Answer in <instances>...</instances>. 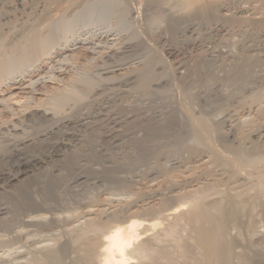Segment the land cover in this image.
<instances>
[{"label": "rangeland", "instance_id": "obj_1", "mask_svg": "<svg viewBox=\"0 0 264 264\" xmlns=\"http://www.w3.org/2000/svg\"><path fill=\"white\" fill-rule=\"evenodd\" d=\"M0 1H1L0 2V52H1L0 53V64L2 67H4L6 65L9 68V69H6V67L3 68V70L8 71L7 72L8 74L5 73L6 71L3 72L5 74H2L3 78H5V80L7 81L6 82L2 78V81H3L2 87L4 89H7V91H9V89L11 87H15V89H14L15 91L10 92L9 94L8 93L5 94V96H4L5 98L3 97L5 100L2 98V100H4V101H2L0 99V102H1L0 103V116H1L0 122L1 121L3 122V120H4V123H6V122L10 123L9 122L10 119L12 120V118L14 116H15L14 117L15 119L20 118V120H19L20 122H18L20 125L17 124V125H19L17 127L21 128V126H25V127L21 128V130H23L22 131L23 135L25 134L26 135V136L24 135L25 137H28V138L31 137V139L34 136L33 139L38 142L37 143V142L33 141V139H32V141L34 143L33 145H35V146L33 147V145H31L32 148L30 146L27 147L26 152L32 153V152H34L33 150H35L36 152H40V151L43 152V150H44V152H47L46 150L49 151L50 149H52L54 144H59V143L63 142L70 149L73 148V150H77V148H79V150H77V151L81 152L80 153L81 154V156H80L81 161H84V162L88 161V163L94 162V164H95V162H97L96 164H98V163L101 164L100 162H103V160H105V162H106V160H108V158L114 157V159H115L116 156H117L116 158H119L122 154H124V155L126 154V156L129 159H131L132 163L130 160L126 159V163L122 167L125 168L127 166L126 167L127 170H126V168L125 169L124 168L122 169V167L119 168L120 174L122 176H126V174H127V176L131 177L132 179L134 177L135 180L143 179L142 177H146V179L147 178L152 179V177H154L155 179L153 178L154 180L152 179V182H151V180H150V182L152 184L154 183L153 185H156L157 182L159 183L158 180H160V182L162 181V179H159L160 178L159 175L161 174L162 170L164 169L163 167L169 168L168 170H170V168L173 167V169L175 168V170L177 168L178 172H177V174H174L175 176H173V175L170 176L171 180L168 179L170 181L165 184L166 186L171 187L172 186L171 181L175 180V181H173L174 183H172V184H176L178 187L177 189L180 192H182V191L183 192H188V191L191 192L194 190L200 191L205 186H207V184H209V185L212 184V186H213L212 189H214V191H213L214 194L212 195V197L213 196L215 198H216V196L219 197L221 195V194H219L220 191H223V190L225 191V192L223 191L224 196L222 193V195L218 199H221V197H222V199H224L226 196L228 197V195L233 196V197L234 196H238V197L240 196L239 198L243 197L244 199H246V197L248 198L249 196L254 194L253 192L256 193V191H255L256 187L255 186H257L256 185L257 183L256 184H254V183H255V181H257L258 178H260V180L262 181L261 187L263 188V186H264L263 185V183H264L263 182L264 181V162H263L264 159H262V158L264 157V151H263L264 150V72H263L264 71V55H263L264 54V38H263L264 37V26H263V28L261 27L259 29L254 28L253 27L254 25H253V23H251L252 21L250 19L257 18L258 16L264 15V8H263L264 6H260V8H258V7H255L258 5V3L256 4V2L254 3V2H248V1H244L245 3L242 1L241 3H239V4L236 3L235 5H234V3H231V6H230L228 11H223L222 13H220V15L218 14V16L215 17L214 19L210 18V20H209V18L198 16L195 13L196 12L195 9L192 8L191 10H192V13H194V15L189 14L191 12V10L189 9L190 11L189 10H187V11L189 12L188 16H190V17H188L186 19L178 20L175 23H173L171 20L172 19L171 17H174L173 15H171V14H173L172 11L168 10V8L165 10V7L163 9L162 4H161L162 6L160 4H159L160 6L154 5V4L152 5V3L150 5V3H147V2L144 3L145 2L144 0H143V2H142V0H138V1L137 0H121V1H126V3H127L125 5L124 9L122 10V13L119 12V10L121 11V9H122V8L119 9L120 8L119 4L117 6H113L115 4L110 3V0H108V2L110 4L108 2H106V0H100V1L97 0L98 2L96 0H77V1L76 0H68V1L67 0H59V1L58 0H0ZM222 1H224V0H222ZM229 1L230 0H227L226 2L225 1L224 2L227 3ZM91 3H92V6H90ZM94 3H95V5H94ZM5 4H6V6H5ZM20 5H22V6H20ZM227 5L228 4H226V6ZM74 8H75V10H74ZM241 8H242V10H241ZM115 12H117V13H115ZM153 13L154 14L164 13V16L166 15L168 17L166 18V16H165V18H164V16H163V18L165 20L162 18L163 20H161L158 24H155L152 28H147L148 25H147V21H145V19L147 20L149 15H151ZM222 14H224V15H222ZM226 15H228V16H226ZM56 16H58L57 18L60 19V22L58 21ZM193 16H195V17H193ZM232 16H234L236 18L234 21H231L229 19ZM63 20H64V22H62ZM51 21H52V23H51ZM54 22H56V23H54ZM61 22L63 24L65 23V28H63L64 25ZM231 22H232V24H231ZM60 25H62V27ZM176 25H177V27H176ZM42 28H44V29H42ZM48 29L51 30L52 34L54 33L53 36L51 35V32H49V34L51 36L48 34V31H50ZM147 29L152 30V32H150V30H149V32L151 34L147 31ZM31 30H32V32H31ZM63 30L65 32L67 31L68 33L67 32L65 33ZM33 31L36 33H34ZM104 31H106V33ZM37 32L40 34L47 33V35L49 36L48 38H50L49 43L51 44L53 42V44L52 45L48 44L50 46L47 45L48 46L47 50L41 54V55H44L45 57L44 56L42 57L41 55L38 56L39 54L36 55V56L40 57L39 60L37 58V62H36L35 61L36 57L34 56L35 58L34 57L33 58L35 60H33V58L28 56L29 53H26V48H24V47H27L30 44L29 42L32 40L33 37H35L37 35ZM108 32L111 35H109ZM146 32L149 35H147ZM250 33H252V34H250ZM63 34H65V35H63ZM231 34H232V36H231ZM108 35L110 38H112V37H116L118 39L120 38L119 42L117 41V45H115L113 47H118L117 49L121 48V49L125 50L124 47H128V45H130L132 47V48L130 47L132 50L128 48L125 51H123L121 49H119V51H118L116 49V51H117V53H115L116 55L112 54L113 56L111 55V57L108 58L106 55H107V53L109 54L110 49L107 47L108 45L105 44V40H106L105 38H107ZM52 37L55 39H52ZM135 37H137V38L135 39ZM200 38H201V40H200ZM28 40H30V41H28ZM121 44L124 46H122ZM126 44H128V45H126ZM102 45H106V46H102ZM215 45H217V46H215ZM51 46L53 47V50L51 49L52 48ZM78 46H80V48L83 46V48H81L80 52L78 51L79 53H75V52L74 53L77 55L79 54L80 56L79 55L77 56L73 52H71V50L75 49V47H78ZM95 46H96V48H95ZM109 46H111V45H109ZM103 47H105V48H103ZM220 47H221V49H220ZM29 48L30 47L28 46L27 52H29ZM49 48L51 49V51L48 50ZM84 49H89V51L86 52ZM90 49L95 54H93V52ZM15 50L21 52L23 55H24V53H26L27 56L25 55L24 59H23V55H21V53H19V52H16ZM83 50H84V53H83ZM46 52L48 53L49 56L47 55ZM99 52H101V53H99ZM12 53H14V54H12ZM85 53H88V54L85 55ZM102 53H104L106 55H101ZM249 53H250V55H249ZM10 54H12V55H10ZM15 54H16V56H15ZM74 56H77V57H74ZM239 56L241 59H238ZM25 57L26 58L28 57L27 61L28 60L29 61L31 60V61L25 63L26 62ZM242 57H244V58L249 57V59L255 58V60L254 59L253 60L256 62H254L251 59V62H253V63L251 64L252 70L250 69L251 70L250 71V73H251L250 77L247 80H237L236 82H235V80L232 81L225 75L229 74V71H230L229 69H231V67L234 65L235 62L237 63V62H239V60L241 61ZM1 58H3V59L5 58L4 61H2L3 59H1ZM6 58L9 60H7ZM115 58H117V60ZM18 59H19V61H22V64L17 66V63L19 61H16V60H18ZM89 59H91V60H89ZM256 59L260 60V61H257ZM32 60H33V64H32ZM53 60H54V62H53ZM100 60H102V61H100ZM198 60L199 61L201 60L202 61V62L200 61L201 65H204V66H201L202 68L195 73H193V72L189 73L190 70L188 71L187 69L193 68L197 63H199ZM235 60H238V61H235ZM1 61L4 64L1 63ZM5 61L8 65L5 64ZM91 61H94V62H91ZM123 62L125 65L123 64ZM230 62H232V63H230ZM104 63L107 64L108 66H112V63H113V65H116L117 63H119L118 66L120 65L121 68L123 67V69H122L123 71H121V72L125 73V75L123 74L122 77L120 75V78L118 77L119 79L114 80L115 85L113 84V82L112 83H110V82L106 83V82H102V81L100 82L99 81L98 82L99 84L96 83V86H98L97 87L98 89L96 87H93L94 90H92V92L89 90V93L91 92L90 93L91 97L96 92L98 94L96 93V95H94L95 97L91 98L90 95L88 94L87 90H85L83 88V86H79V85H81V83L78 84L77 82H79L78 80H80V79L86 80V78L88 77L87 78L88 82L91 80L90 82H92V83L94 82L92 85L95 86V80L97 79L96 77H98V75L100 73L99 70L101 71V69H99V68L101 67V65L104 67V65H105ZM84 64H87V65H84ZM142 64H143V66H142ZM230 64L231 65L233 64V65L230 66ZM11 65H13V66H11ZM107 65H106V67H108ZM133 65H135V66H133ZM138 65L140 68L138 67ZM184 65H185V67H184ZM82 66H83V68H81ZM228 66H230V67H228ZM20 67H24V68H20ZM126 68H128L129 70H132L133 74L131 73L132 75H130V76L128 75L129 73L126 74L127 71L130 72ZM185 68H186V70H185ZM254 68H256V69H254ZM26 69H27V71H26ZM34 69H36V70H34ZM46 69H49L50 71L46 70ZM54 69H55V71H54ZM144 69H146V70H144ZM45 70L49 74L46 73ZM134 70H137V71L139 70V71L136 72ZM18 71H19V73H18ZM66 71H67V73H65ZM9 72H11V73H9ZM78 72H80V73H78ZM134 72H136V73H134ZM21 73H22V75H21ZM6 74L9 75V78H7L8 76L5 77ZM75 74H77L79 78H77V75H75ZM83 74L86 76V78L84 77ZM96 74H98V75H96ZM139 74H141V76ZM81 75H83V76H81ZM146 75H147V77H146ZM184 75H185V78H184ZM37 76H38V78H37ZM50 76L52 77V79ZM131 76H132V78H131ZM74 77H76L77 79L75 78L76 81L72 80L73 82L75 81V83H72L71 79H74ZM127 77H128V79H127ZM225 77H227V78H225ZM130 79H132V80L135 79L136 81L135 80L130 81ZM30 80L32 82H30ZM92 80H94V81H92ZM197 80H199V81H197ZM33 81H35V82H33ZM28 82H29V84H27ZM68 82H70L71 89H70V85ZM57 83H58V85H57ZM46 84H47V86H46ZM73 84H74L73 88H75V89L77 88L76 90L81 88L80 89L81 92L85 90L86 93L83 92L84 96L87 95L89 97L88 98L86 96L87 97L86 98L83 96L84 101L77 100V102H81V103L83 102L82 104L78 103V106H77L76 100L73 101V99L69 98L70 95H68L69 97L65 96L66 98H64V97H60L61 94H59L60 92L63 93L64 89L66 91L67 87H69L67 89L72 90ZM142 84H144V85H142ZM121 85H123V86H121ZM55 86H57V87L55 88ZM8 87H10V88H8ZM41 87L42 88L44 87V88L42 89ZM50 87L54 91H51ZM110 87H111V89H109ZM113 87H115L114 90H113ZM46 88H47V90H46ZM126 89H127V91H126ZM110 90H112V91H110ZM119 90L122 92H120ZM45 91H47V92H45ZM55 91H57V93L59 94L58 96H55V95H57V93ZM65 91H64V93H66ZM98 91H100L101 94ZM114 91H115V93H114ZM102 92H106L107 94L102 93ZM195 92H197V93H195ZM83 93H82V95H83ZM120 93H122V94H120ZM29 94H30V97H29ZM50 94L52 97H50ZM190 94L193 96L191 97ZM98 95H99V98H98ZM253 95H255V97H253ZM11 96H12V99H11ZM54 96H55V98L60 97L61 99L60 98L55 99ZM37 98H39V99H37ZM44 98L47 101H44ZM48 98H51L52 105L54 104L52 98H54V101L56 100V102L60 99L61 101L60 100L59 101H60V103H62V99H64V102L68 103L69 101H71V103L74 102V104H76V105H74L72 103L73 105H71L72 106L71 107L70 102H69L70 104L69 103L64 104V102H63L61 105L59 103L60 107L61 106L65 107L64 109L61 107L63 110L62 109H60V110H62V111L65 110V113L67 110L68 111L65 114L64 112H61L60 110H58V112H61V114L62 113L63 114L61 116L53 114L55 119L52 118V121L46 120V119H45L46 121H44V118L42 116L37 115L35 117L32 116L33 117L32 118L30 115H28V114H30V112H33V109L37 106L38 102H39V104L42 103V104H40L41 105L40 109L45 107L44 109H46L47 111L51 110L52 105L50 103V99H48ZM258 98H259V100H258ZM10 99H11V101H9ZM28 99H29V101H28ZM88 99H90L89 102H88ZM15 100H17V101H15ZM91 100H93V101H91ZM25 101H26V103H25ZM90 101H91V103H90ZM3 102L5 104L7 103V105H4ZM43 102H45V103L48 102L47 103L48 106L50 103V106H49L50 109H49V107H46L47 104L43 105L44 104ZM39 104L37 107H39ZM28 105L30 107H28ZM33 106H34V108L32 109L31 107H33ZM16 108L18 110H16ZM44 109H42V110H44ZM1 110H2V112H1ZM24 111H27L28 113L27 112L23 113ZM51 111H49V113L52 114ZM53 113L56 114L57 112L54 110ZM58 114H60V113H58ZM22 115L23 116L25 115V116L23 117ZM1 118H3V120ZM24 118H26V119H24ZM56 118L58 121L56 120ZM60 118H61V120H60ZM62 118H64V119H62ZM66 118L68 119L67 121H66ZM194 118H199V119L203 118V120L207 119L209 121L208 123L211 122V127L214 126L215 128L213 127L212 129H210V131L206 132V134H200L201 131L199 133H197V131H196L197 129H195V126H193L194 122H192L194 120ZM31 119H33V120H31ZM34 120H36V121H34ZM55 120H56V122H55ZM185 120H186V122H185ZM36 122H38V123H36ZM31 123H33V124L31 125ZM27 124H28V126H27ZM52 124H54V125H52ZM34 126H35V128H34ZM47 126H48V128H47ZM26 127H27V129H26ZM32 128L35 130H32ZM36 132H38V133H36ZM202 133H205V132H202ZM192 134L193 135L200 134V136H199L200 137V144H197L199 146H197V145L196 146L200 150L199 152H201V154L198 152L197 147H195L191 143V141H189V140H191V138L193 136ZM203 135H205V136H203ZM40 138H41V140H40ZM44 138H45V140H42ZM132 139H134V140L132 141ZM139 141L142 143V144L140 143L141 146H139L140 144L138 145ZM135 142H138V143L136 144ZM0 143H4L3 140H1V137H0ZM190 143H191V145H190ZM146 144H148V145H146ZM2 146H0L1 147L0 148V150H1L0 151V170L2 168H3L2 170H8V169L12 170V169L16 168V165L18 164L17 161H19L20 156L17 157L15 155H13V152L11 151L13 149H10L8 146L5 148H4V146L2 148ZM138 146L140 149L138 148ZM186 146H189V147H186ZM192 146L194 147L195 150H193L194 151L193 154L192 153L190 154L189 151L193 149ZM58 147L60 148V150L64 151V147H61V146H58ZM90 147H91V149L89 150ZM237 148H240L239 153H237L238 151H234ZM80 149H83V150H80ZM159 149H160V151H159ZM181 149H183V150H181ZM212 149H213V151H214V149L219 150V152L221 150V152L225 156V159H227L228 162H222V160L219 161V159H218V161L212 160L210 158L211 154L213 153ZM37 150H39V151H37ZM256 150H258V151H256ZM82 151H83V153H82ZM92 151H93V153H97V156L93 155V154L91 155ZM112 151H114V152H112ZM123 151H124V153H123ZM242 151H243V153L244 152L245 153L243 154ZM232 152H233V154H232ZM132 153H133V155H132ZM136 153L137 154L139 153L140 155L141 154L142 155L140 156L139 154L137 155ZM197 153H199V154H197ZM98 154L100 155V157H106L107 159L106 158L105 159L104 158H102V159L97 158ZM101 154H103V155L101 156ZM83 155H85V156H83ZM110 155H112V156H110ZM128 155L132 156V158L129 157ZM232 155H234V158ZM245 155L247 158L252 157L254 159V157H255V160H257V162H255V160H253V162H255L256 164L251 163L252 168H251V165H246L247 163L246 164L244 163L245 160L242 161V157H245ZM240 156H241V158H240ZM94 157H95V159L97 158L96 159L97 161H95ZM133 157H134V159L135 158L136 159L134 160ZM236 157H237V162L234 161V159H236ZM260 157H262V158H260ZM9 159H10V161H9ZM238 160L242 161V164H244L243 166H245V165L246 166L243 167L240 164L241 162ZM163 161L165 162V164ZM134 162H137V163H134ZM159 162L161 165L159 164ZM214 162H215V164H214ZM127 163H129V166L126 165ZM157 163H158V165H157ZM167 163H168V165H167ZM226 163H227V165H226ZM229 163H231V164H229ZM236 163L240 164L241 168L238 165H236ZM227 166H228V168H227ZM248 166H250V167H248ZM128 167H130V168H128ZM215 167H217V168H215ZM242 167L245 168V170H243ZM246 167H248V168H246ZM173 169H171V170H173ZM133 173H134V175H133ZM189 173H191L190 174L191 176L189 175ZM214 173H215V175H213ZM140 174H142L143 176H141ZM132 175H133V177H132ZM158 176H159V178H158ZM161 176H162V174H161ZM181 176H185V177H181ZM215 177H218V178H215ZM162 178H163V176H162ZM156 179H158V180H156ZM185 181H186V183H185ZM214 182H217V183H214ZM169 183H170V185H169ZM180 183L182 185H180ZM204 183H205V185H203ZM218 184H220V185H218ZM2 185H3V182H0V186H2ZM245 186L246 187L248 186V188H246ZM249 186L253 187V189H255V190H253ZM229 187H231V188H229ZM189 188H190V190H189ZM215 189H216L217 193H216ZM249 189H251V190H249ZM262 190H264V188ZM226 191H227V195L225 194ZM3 192H4V190L1 189L0 190V197H1V195L3 196V194H4ZM228 192H229V194H228ZM237 193L239 195H237ZM260 193H261V195H260ZM260 193H258L257 197H255L254 201L252 202L254 204L250 203V205L248 204V206H247L249 208L246 207L245 214H248V215L243 214L244 219H240L239 217H237V218L231 217L229 220V223H231L233 221L232 225L231 224L229 225V223L227 225L228 233H229V236L231 234L230 237L232 238V240L234 238L233 235L235 236V234H237V230H238V233H240V230H241L240 234L242 235V237L243 236L245 237L244 238L245 242H244V240H243V242L242 241L240 242V244L242 243L243 245L241 244V245L236 246L235 245V244H237V242H235L236 240H233L234 242L232 241L234 243V244H232L234 246L232 250L234 251V248H235L234 252H236V250L238 253H239V251L245 252L246 249L249 250L250 246L252 247L251 249H254V248L259 249L260 246L262 247L264 244V191H261ZM244 195H245V197H244ZM3 198L4 197L0 198V201H1L0 206L5 205V202H2V201H5L4 200L5 198L4 199ZM243 198H241V199H243ZM2 203H4V205H1ZM254 210L256 213L254 212ZM248 211H250V213ZM3 216L5 218V215H3ZM3 216H0L1 220H5V219H2ZM250 220H251V223H250ZM238 221H239V223H238ZM248 221L251 224V226L253 227L252 230H254L252 232L253 238H252L251 244L248 243V241H246L247 240L246 238L248 236L246 224ZM3 222L4 221H1V223H0V235H2L3 239H4L6 236L8 237L7 233H9V231L3 230V229H6V227H7L6 223H3ZM2 225H4L5 228H4V226L2 227ZM233 225H234V227H233ZM239 225H240V227H239ZM235 226L237 227V229H235L236 228ZM5 232H6V234H5ZM246 232H247V234H246L247 236H245ZM260 232H261V234H260ZM258 234H259V236H258ZM1 237H0V239L3 241V239ZM7 237L5 239H7ZM1 240H0V246L2 245L1 246L2 248L0 247V264H13V263H15V261H17L18 257H17V259H15L14 262H12V260L10 261V259H9L10 257H8V250H7L6 246L8 247V249L10 247L8 246V244H5L7 242V240L3 241V242L6 241L5 243L1 242ZM253 243L256 245V247H254L255 245H253ZM248 246H249V248H248ZM22 249L23 248H19V250H21L20 256H22L23 253L26 252L25 248L23 249L24 251ZM251 249H250V251H248V250L247 251L252 256L254 253L251 252V251H253ZM258 249H256L257 255H255L256 253L253 255V259H252L253 262L251 261L252 264H264V248L263 249L260 248L259 252H258ZM2 250H3V252H2ZM242 250H245V251H242ZM251 253H253V254H251ZM25 255H26V253H24L23 256H25ZM254 256L255 257L258 256V257L254 258ZM22 260H23V258H22Z\"/></svg>", "mask_w": 264, "mask_h": 264}, {"label": "bare ground", "instance_id": "obj_2", "mask_svg": "<svg viewBox=\"0 0 264 264\" xmlns=\"http://www.w3.org/2000/svg\"><path fill=\"white\" fill-rule=\"evenodd\" d=\"M59 1V0H58ZM68 1V0H67ZM77 1V0H76ZM75 1V2H76ZM97 1V0H96ZM100 1V0H99ZM138 1V0H137ZM144 3H152V5H163V9L165 7V10L168 8V10L172 11L174 17H171L172 22L175 23L178 20L181 19H186L190 16H188V11L191 10L192 8L195 9V13L198 16L201 17H206L214 19L215 17L220 15L223 11H228L231 3H241L242 1H248V2H256L258 3L257 6L260 8V6H264V0H230L229 2L225 3L227 0H144ZM1 2V1H0ZM70 2V1H69ZM92 2V1H91ZM98 2V1H97ZM103 2V1H102ZM108 2V0H106ZM140 2V1H139ZM143 2V0H142ZM224 2V3H223ZM13 3V2H12ZM61 3V2H60ZM109 3V2H108ZM110 3H113L117 6L119 4L121 11L119 12L122 13V10L124 9L125 5L127 4L126 1H121V0H110ZM109 3V4H110ZM143 3V4H144ZM245 3V2H244ZM67 4V3H66ZM75 4V3H74ZM107 4V3H106ZM140 4V3H139ZM225 4V5H224ZM226 4H228L226 6ZM249 4V3H248ZM10 5V4H9ZM95 5V3H94ZM97 5V4H96ZM105 5V4H104ZM159 5V6H160ZM161 5V6H162ZM6 6V4H5ZM22 6V5H20ZM62 6V5H61ZM66 6V5H65ZM92 6V3L91 5ZM108 6V5H107ZM110 6V5H109ZM142 6V5H141ZM34 7V6H33ZM234 7V6H233ZM237 7V6H236ZM241 7V6H240ZM239 7V8H240ZM80 8V7H79ZM118 8V7H117ZM245 8V7H244ZM247 8V7H246ZM264 8V7H263ZM86 9V8H85ZM104 9V8H103ZM257 9V8H256ZM49 10V9H48ZM59 10V9H58ZM61 10V9H60ZM66 10V9H65ZM68 10V9H67ZM75 10V8H74ZM153 10V9H152ZM189 10V11H190ZM242 10V8H241ZM250 10V9H249ZM12 11V10H11ZM72 11V10H71ZM118 11V10H117ZM53 12V11H52ZM78 12V11H77ZM233 12V11H232ZM241 12V11H240ZM248 12V11H247ZM5 13V12H4ZM117 13V12H115ZM263 13V12H262ZM57 14V13H56ZM70 14V13H69ZM75 14V13H74ZM73 14V15H74ZM82 14V13H81ZM189 14H193L192 10ZM26 15V14H25ZM79 15V14H78ZM77 15V16H78ZM149 15V14H148ZM169 15V14H168ZM224 15V14H222ZM82 16V15H81ZM113 16V15H112ZM164 13L161 14H151L149 15L147 21V28H152L155 24H158L163 18ZM228 16V15H226ZM241 16V15H240ZM239 16V17H240ZM55 17V16H54ZM58 16H56L57 18ZM68 17V16H67ZM66 17V18H67ZM75 17V16H74ZM168 16H166L167 18ZM192 17V16H191ZM195 17V16H193ZM256 17V16H255ZM259 17V18H258ZM257 18H252L250 19L253 23L254 28H263L264 26V15L258 16ZM35 18V17H34ZM69 18V17H68ZM79 18V17H78ZM82 18V17H81ZM163 18V19H162ZM198 18V17H197ZM58 19V18H57ZM64 19V18H63ZM71 19V18H70ZM77 19V18H76ZM169 19V18H168ZM167 19V20H168ZM191 19V18H190ZM196 19V18H195ZM203 19V18H202ZM217 19V18H216ZM231 21H234L236 18L232 16L229 18ZM56 20V19H55ZM54 20V21H55ZM69 20V19H68ZM165 20V19H164ZM204 20V19H203ZM202 20V21H203ZM224 20V19H223ZM243 20V19H242ZM6 21V20H5ZM4 21V22H5ZM60 22V19H58ZM78 21V20H77ZM214 21V20H213ZM222 21V20H221ZM64 22V20L62 21ZM61 22V23H62ZM67 22V21H66ZM185 22V21H184ZM250 22V21H249ZM52 23V21H51ZM56 23V22H54ZM146 23V22H145ZM170 23V22H169ZM172 23V24H173ZM60 24V23H59ZM63 24V23H62ZM198 24V23H197ZM232 24V22H231ZM42 25V24H41ZM65 28V23L63 24ZM58 26V25H57ZM62 27V25H60ZM71 26V25H70ZM69 26V27H70ZM146 26V25H145ZM184 26V25H183ZM45 27V26H44ZM48 27V26H47ZM60 27V28H61ZM165 27V26H164ZM174 27V26H173ZM177 27V25H176ZM162 28V27H161ZM44 29V28H42ZM67 29V28H66ZM155 29V28H154ZM50 30V29H48ZM60 30V29H59ZM145 30V29H144ZM150 30V29H149ZM147 29V31L149 32ZM37 31V30H36ZM44 31V30H43ZM64 31V30H63ZM69 31V30H68ZM108 31V30H107ZM146 31V30H145ZM240 31V30H239ZM246 31V30H245ZM32 32V30H31ZM34 32V31H33ZM50 31H48L49 34ZM65 32V31H64ZM67 32V31H66ZM65 32V33H66ZM102 32V31H101ZM106 33V31H104ZM152 32V30H150ZM149 32V33H150ZM36 33V32H34ZM63 33V32H62ZM68 33V32H67ZM170 33V32H169ZM236 33V32H235ZM32 34V33H31ZM47 35V33H45ZM45 34H40L37 32V35L32 38V40L29 43V52L28 51V46L24 47L26 48V53H29L28 56L33 58L34 56L39 60L40 56L44 51L47 50L48 46L53 44V40L51 41L52 43H49V36ZM54 34V33H53ZM52 32L51 35L53 36ZM96 34V33H95ZM109 34V32H108ZM114 34V33H113ZM147 34V32H146ZM151 34V33H150ZM154 34V33H153ZM252 34V33H250ZM249 34V35H250ZM50 35V34H49ZM50 35V36H51ZM65 35V34H63ZM102 35V34H101ZM111 35V34H109ZM109 35L107 38H105V44L108 45L107 47L110 49L109 54L107 53L104 54L102 53L101 55H106L108 58L111 57L112 54L116 55L117 53L116 49L118 47H113L117 45V41L119 42L120 38L112 37L110 38ZM116 35V34H115ZM149 35V34H147ZM146 35V36H147ZM237 35V34H236ZM56 36V35H55ZM113 36V35H112ZM118 36V35H117ZM136 36V35H135ZM151 36V35H150ZM232 36V34H231ZM258 36V35H257ZM61 37V36H60ZM119 37V36H118ZM27 38V37H26ZM78 38V37H77ZM89 38V37H88ZM98 38V37H97ZM110 38V39H109ZM122 38V37H121ZM133 38V37H132ZM137 37H135L136 39ZM264 38V37H263ZM52 39H55L52 37ZM99 39V38H98ZM139 39V38H138ZM146 39V38H145ZM195 39V38H194ZM233 39V38H232ZM237 39V38H236ZM97 40V39H96ZM201 40V38H200ZM18 41V40H17ZM57 41V40H56ZM123 41V40H122ZM233 41V40H232ZM78 42V41H77ZM98 42V41H97ZM102 42V41H101ZM104 42V41H103ZM131 42V41H130ZM136 42V41H135ZM147 42V41H146ZM22 43V42H21ZM26 43V42H25ZM124 43V42H123ZM127 43V42H126ZM248 43V42H247ZM50 44V45H48ZM96 44V43H95ZM104 44V43H103ZM130 44V43H129ZM149 44V43H148ZM192 44V43H191ZM26 45V44H25ZM48 45V46H47ZM82 45V44H81ZM98 45V44H97ZM102 45V46H106ZM111 45V46H109ZM122 45V44H121ZM128 45V44H126ZM134 45V44H133ZM56 46V45H55ZM124 46V45H122ZM121 46V47H122ZM217 46V45H215ZM234 46V45H233ZM251 46V45H250ZM15 47V46H14ZM52 47V46H51ZM50 47V48H51ZM58 47V46H57ZM98 47V46H97ZM106 47V48H107ZM131 46L128 45V47H124L126 49H131ZM137 47V46H136ZM229 47V46H228ZM249 47V46H248ZM252 47V46H251ZM20 48V47H19ZM48 49L51 51L53 50V47L51 49ZM59 48V47H58ZM83 48V46L81 47ZM80 46L75 47V49L71 50V52L79 53L81 50ZM86 48V47H85ZM96 48V46H95ZM94 48V49H95ZM105 48V47H103ZM165 48V47H164ZM196 48V47H195ZM250 48V47H249ZM14 49V48H13ZM22 49V48H21ZM67 49V48H66ZM71 49V48H70ZM121 49V48H119ZM119 49H117L119 51ZM221 49V47H220ZM18 50V49H17ZM59 50V49H58ZM62 50V49H61ZM86 52L89 51V49H84ZM83 50V53H84ZM91 50V49H90ZM125 51L124 49H121ZM132 50V49H131ZM11 51V50H10ZM9 51V52H10ZM16 51V50H15ZM79 51V52H78ZM92 51V50H91ZM90 51V52H91ZM104 51V50H103ZM19 52V51H16ZM25 52V51H24ZM23 52V53H24ZM49 52V51H48ZM53 52V51H52ZM93 52V51H92ZM91 52V53H92ZM168 52V51H167ZM170 52V51H169ZM230 52V51H229ZM232 52V51H231ZM1 53V52H0ZM21 53V52H19ZM18 53V54H19ZM24 53V56L27 54ZM47 53V52H46ZM67 53V52H66ZM74 53V54H75ZM101 53V52H99ZM159 53V52H158ZM235 53V52H234ZM241 53V52H240ZM252 53V52H251ZM14 54V53H12ZM10 54V55H12ZM39 54V55H38ZM73 54V55H74ZM88 53H85V55ZM93 54H95L93 52ZM163 54V53H162ZM236 54V53H235ZM7 55V54H6ZM9 55V56H10ZM38 55V56H36ZM46 55V54H45ZM48 55V53H47ZM72 55V54H71ZM77 55V54H75ZM79 55V54H78ZM77 55V56H78ZM83 55V54H82ZM123 55V54H122ZM224 55V54H223ZM250 55V53H249ZM264 55V54H263ZM16 56V54H15ZM18 56V55H17ZM42 57L44 55H41ZM49 56V55H48ZM47 56V57H48ZM59 56V55H58ZM67 56V55H66ZM74 56V57H77ZM80 56V55H79ZM84 56V55H83ZM97 56V55H96ZM113 56V55H112ZM120 56V55H119ZM161 56V55H160ZM262 56V55H261ZM4 57V56H3ZM8 57V56H7ZM19 57V56H18ZM22 57V56H21ZM20 57V58H21ZM45 57V56H44ZM121 57V56H120ZM119 57V58H120ZM210 57V56H209ZM214 57V56H213ZM12 58V57H11ZM16 58V57H15ZM28 58V57H27ZM27 58L25 57V63L30 62L29 60L27 61ZM83 58V57H82ZM258 58V57H257ZM3 59V58H1ZM5 59V58H4ZM4 59L2 61H4ZM7 59V58H6ZM75 59V58H74ZM73 59V60H74ZM79 59V58H78ZM101 59V58H100ZM117 60V58H115ZM121 59V58H120ZM123 59V58H122ZM153 59V58H152ZM194 59V58H193ZM238 59H241L240 56ZM252 59V58H251ZM251 59L244 58L242 57V60L239 62H235L238 60H235L234 65L232 66L230 64L231 69H229V76H227L230 80H247L250 77V71L252 70L251 64ZM255 60V58H253ZM252 59V60H253ZM9 60V59H7ZM32 60V64H33ZM60 60V59H59ZM84 60V59H83ZM91 60V59H89ZM95 60V59H94ZM195 60V59H194ZM202 60V59H201ZM200 60V61H201ZM205 60V59H204ZM253 60V61H254ZM257 60V59H256ZM1 61V63H3ZM15 61V60H14ZM16 61H19L16 60ZM41 61V60H40ZM58 61V60H57ZM99 61V60H98ZM102 61V60H100ZM121 61V60H120ZM130 61V60H129ZM183 61V60H182ZM198 60L199 63H197L193 68L187 69L189 73L197 72L199 71L204 65H201V62ZM229 61V60H228ZM231 61V60H230ZM260 61V60H257ZM8 62V61H7ZM20 62V63H19ZM17 63L18 65L22 64V61H19ZM35 62V63H36ZM39 62V61H38ZM48 62V61H47ZM54 62V60H53ZM94 62V61H91ZM106 62V61H105ZM127 62V61H126ZM191 62V61H190ZM256 62V61H254ZM13 63V62H12ZM40 63V62H39ZM83 63V62H82ZM97 63V62H96ZM99 63V62H98ZM102 63V62H101ZM107 63V62H106ZM114 63V62H113ZM108 66L107 64L104 65V67L101 65L99 69V75L95 79V86L92 85V82H88L86 76V80L80 79L77 82L78 84L81 83L79 86H83L85 90H87L88 94L94 90L93 87H98L96 86V83L99 81L101 82H110L114 84V80H117L120 78V75L125 73L121 72L123 71V67L121 68L120 65L118 66L119 63L116 65ZM146 63V62H145ZM232 63V62H230ZM4 64V63H3ZM5 64L6 61H5ZM44 64V63H43ZM72 64V63H71ZM88 64V63H87ZM84 64V65H87ZM115 64V63H114ZM122 64V63H121ZM124 64V62H123ZM168 64V63H167ZM226 64V63H225ZM8 65V64H7ZM42 65V64H41ZM79 65V64H78ZM82 65V64H81ZM91 65V64H90ZM93 65V64H92ZM95 65V64H94ZM106 65L108 67H106ZM110 65V64H109ZM125 65V64H124ZM131 65V64H130ZM146 65V64H145ZM148 65V64H147ZM179 65V64H178ZM190 65V64H189ZM4 66V65H3ZM10 66V65H9ZM13 66V65H11ZM70 66V65H69ZM72 66V65H71ZM76 66V65H75ZM80 66V65H79ZM99 66V65H98ZM122 66V65H121ZM135 66V65H133ZM141 66V65H140ZM143 66V64H142ZM228 66V67H230ZM6 69H9L6 65L4 66ZM0 64V99L5 96V94H9L10 92L15 91V87H8L10 88L9 91L7 89H4L2 87V74L7 73V70H3V68ZM25 67V66H24ZM20 67V68H24ZM43 67V66H42ZM88 67V66H87ZM106 67V68H105ZM137 67V66H136ZM139 67V65H138ZM179 67V66H178ZM185 67V65H184ZM260 67V66H259ZM49 68V67H48ZM51 68V67H50ZM59 68V67H58ZM57 68V69H58ZM73 68V67H72ZM83 68V66L81 67ZM89 68V67H88ZM94 68V67H93ZM140 68V67H139ZM146 68V67H145ZM163 68V67H162ZM188 68V67H187ZM19 69V68H18ZM65 69V68H64ZM79 69V68H78ZM96 69V68H95ZM94 69V70H95ZM128 69V68H126ZM137 69V68H136ZM209 69V68H208ZM211 69V68H210ZM217 69V68H216ZM219 69V68H218ZM228 69V68H227ZM251 69V70H250ZM256 69V68H254ZM263 69V68H262ZM36 70V69H34ZM49 70V69H46ZM45 70V72H46ZM53 70V69H52ZM70 70V69H69ZM129 70V69H128ZM140 70V69H139ZM138 70V71H139ZM146 70V69H144ZM186 70V68H185ZM6 71L5 73H3ZM27 71V69H26ZM50 71V70H49ZM55 71V69H54ZM57 71V70H56ZM61 71V70H60ZM82 71V70H81ZM84 71V70H83ZM127 71V70H126ZM125 71V72H126ZM130 72H126L129 76L132 75V70H129ZM138 72L137 70H134ZM142 71V70H141ZM215 71V70H214ZM224 71V70H223ZM222 71V72H223ZM13 72V71H12ZM15 72V71H14ZM17 72V71H16ZM34 72V71H33ZM86 72V71H85ZM89 72V71H88ZM134 72V73H136ZM175 72V71H174ZM228 72V71H227ZM264 72V71H263ZM11 73V72H9ZM19 73V71H18ZM48 73V72H46ZM58 73V72H57ZM67 73V71L65 72ZM80 73V72H78ZM83 73V72H82ZM81 73V74H82ZM132 73V74H131ZM141 73V72H140ZM170 73V72H169ZM214 73V72H213ZM225 73V72H224ZM8 74V73H7ZM5 77L9 78V75ZM13 74V73H12ZM49 74V73H48ZM53 74V73H52ZM70 74V73H69ZM72 74V73H71ZM86 74V73H85ZM92 74V73H91ZM95 74V73H94ZM151 74V73H150ZM166 74V73H165ZM226 74V73H225ZM14 75V74H13ZM22 75V73H21ZM47 75V74H46ZM45 75V76H46ZM73 75V74H72ZM77 75V74H75ZM81 75V76H83ZM88 75V74H87ZM141 76V74H139ZM181 75V74H180ZM186 75V74H185ZM184 75V78H185ZM193 75V74H192ZM11 76V75H10ZM15 76V75H14ZM92 76V75H91ZM134 76V75H133ZM153 76V75H152ZM172 76V75H171ZM196 76V75H195ZM41 77V76H40ZM47 77V76H46ZM51 77V76H50ZM49 77V78H50ZM55 77V76H54ZM71 77V76H70ZM73 77V76H72ZM83 77V78H84ZM95 77V76H94ZM93 77V78H94ZM119 77V78H118ZM124 77V76H123ZM147 77V75H146ZM189 77V76H188ZM191 77V76H190ZM194 77V76H193ZM216 77V76H215ZM225 77V78H227ZM38 78V76H37ZM43 78V77H42ZM57 78V77H56ZM68 78V77H67ZM76 77H74L75 80ZM77 78L78 75H77ZM76 78V79H77ZM84 78V79H85ZM92 78V79H93ZM132 78V76H131ZM134 78V77H133ZM137 78V77H136ZM182 78V77H181ZM254 78V77H253ZM5 80V78H3ZM52 79V77H51ZM54 79V78H53ZM128 79V77H127ZM140 79V78H139ZM178 79V78H177ZM214 79V78H213ZM15 80V79H14ZM38 80V79H37ZM50 80V79H49ZM122 80V79H121ZM125 80V79H124ZM135 80V79H134ZM130 79V81H134ZM153 80V79H152ZM179 80V79H178ZM227 80V79H226ZM6 81V80H5ZM16 81V80H15ZM26 81V80H25ZM41 81V80H40ZM45 81V80H44ZM43 81V82H44ZM47 81V80H46ZM57 81V80H56ZM62 81V80H61ZM76 81V80H75ZM75 81L72 83H75ZM94 81V80H92ZM123 81V80H122ZM136 81V80H135ZM147 81V80H146ZM174 81V80H173ZM190 81V80H189ZM199 81V80H197ZM7 82V81H6ZM30 82H32L30 80ZM35 82V81H33ZM52 82V81H51ZM67 82V81H66ZM45 83V82H44ZM70 85V82H68ZM71 83V84H72ZM131 83V82H130ZM142 83V82H141ZM183 83V82H182ZM188 83V82H187ZM10 84V83H9ZM29 84V82L27 83ZM36 84V83H35ZM38 84V83H37ZM99 84V83H98ZM97 84V85H98ZM139 84V83H138ZM31 85V84H30ZM33 85V84H32ZM42 85V84H41ZM40 85V86H41ZM44 85V84H43ZM58 85V83H57ZM60 85V84H59ZM67 85V84H66ZM65 85V86H66ZM77 85V84H76ZM75 85V86H76ZM101 85V84H100ZM115 85V84H114ZM113 85V86H114ZM130 85V84H129ZM144 85V84H142ZM192 85V84H191ZM239 85V84H238ZM7 86V85H6ZM47 86V84H46ZM63 86V85H62ZM78 86V85H77ZM103 86V85H102ZM123 86V85H121ZM149 86V85H148ZM158 86V85H157ZM200 86V85H199ZM24 87V86H23ZM57 86H55L56 88ZM74 87V84L71 89H67L64 91L66 93H60V97H69L70 99H73V101L76 100L77 106L78 103L77 100L84 101V93L86 91H80V89L76 90ZM106 87V86H105ZM126 87V86H125ZM142 87V86H141ZM196 87V86H195ZM198 87V86H197ZM212 87V86H211ZM229 87V86H228ZM18 88V87H17ZM21 88V87H20ZM25 88V87H24ZM42 88V87H41ZM44 88V87H43ZM42 88V89H43ZM61 88V87H60ZM79 88V87H78ZM104 88V87H103ZM131 88V87H130ZM145 88V87H144ZM26 89V88H25ZM51 91L52 88L50 87ZM54 89V88H53ZM98 89V88H97ZM105 89V88H104ZM103 89V90H104ZM108 89V88H107ZM111 89V87L109 88ZM115 87H113V90ZM179 89V88H178ZM29 90V89H28ZM47 90V88H46ZM56 90V89H55ZM89 90L91 91L89 93ZM102 90V91H103ZM129 90V89H128ZM183 90V89H182ZM194 90V89H193ZM96 91V90H95ZM112 91V90H110ZM116 91V90H115ZM114 91V93H115ZM120 91V90H119ZM127 91V89H126ZM125 91V92H126ZM200 91V90H199ZM47 92V91H45ZM57 93V91H55ZM81 92V93H80ZM84 92V93H83ZM94 92V91H93ZM100 92V91H98ZM122 92V91H120ZM124 92V91H123ZM41 93V92H40ZM51 93V92H50ZM83 93V95H82ZM97 93V92H96ZM96 93L94 95H96ZM107 94L106 92H102ZM184 93V92H183ZM187 93V92H186ZM197 93V92H195ZM261 93V92H260ZM21 94V93H20ZM48 94V93H47ZM57 93L58 96L59 95ZM63 94V95H62ZM93 94V93H92ZM98 94V93H97ZM101 94V92H100ZM99 94V95H100ZM122 94V93H120ZM46 95V94H45ZM92 95V97H95ZM98 95V98H99ZM112 95V94H111ZM191 95V94H190ZM232 95V94H231ZM259 95V94H258ZM18 96V95H17ZM47 96V95H46ZM54 96V98H55ZM66 96V97H65ZM84 96V97H83ZM178 96V95H177ZM193 95H191L192 97ZM10 97V96H9ZM8 97V98H9ZM20 97V96H19ZM30 97V94H29ZM50 97L51 94H50ZM60 97H56L57 99ZM73 97V98H72ZM88 97V96H87ZM86 97V98H87ZM91 97V95H90ZM91 97V98H92ZM102 97V96H101ZM113 97V96H112ZM252 97V96H251ZM255 97V95H253ZM257 97V96H256ZM5 98V97H4ZM3 98V99H4ZM26 98V97H25ZM53 102L54 104L52 105L51 103V98L50 103L52 105L51 110L50 109V103L48 106V102H43V105H46V107H49V111L52 112L49 113L44 108L40 109V103L39 107L38 104L33 109V112H30L31 117L32 116H42L44 118V121L46 120H51L52 118L55 119L54 115L61 116V112L65 113V110L62 111L65 107H60L59 103L60 101L56 102V100ZM55 98V99H56ZM75 98V99H74ZM89 98V97H88ZM97 98V99H98ZM123 98V97H122ZM183 98V97H182ZM12 99V96H11ZM11 99L9 101H11ZM32 99V98H31ZM39 99V98H37ZM68 99V98H67ZM83 99V100H82ZM94 99V98H93ZM186 99V98H185ZM245 99V98H244ZM5 100V99H4ZM2 100V101H4ZM27 100V99H26ZM90 99H88L89 102ZM253 100V99H252ZM259 100V98H258ZM8 101V100H7ZM17 101V100H15ZM29 101V99H28ZM27 101V102H28ZM32 101V100H31ZM44 101L45 100L44 98ZM49 101V100H48ZM66 101V100H65ZM69 101V100H68ZM87 101V100H86ZM93 101V100H91ZM90 101V103H91ZM14 102V101H13ZM34 102V101H33ZM64 102V99H62V103ZM71 103V101H69ZM68 102V103H69ZM137 102V101H136ZM184 102V101H183ZM254 102V101H253ZM1 103V102H0ZM4 103V102H3ZM26 103V101H25ZM60 103V105L62 104ZM67 102H64V104ZM67 103V104H68ZM69 103V104H70ZM74 104V102H72ZM70 104L73 105V104ZM83 103V102H82ZM81 103V104H82ZM89 103V104H90ZM245 103V102H244ZM252 103V102H251ZM9 104V103H8ZM22 104V103H21ZM20 104V105H21ZM24 104V103H23ZM28 104V103H27ZM66 104V105H67ZM257 104V103H256ZM259 104V103H258ZM4 105H7V103ZM17 105V104H16ZM19 105V104H18ZM76 105V104H74ZM133 105V104H132ZM186 105V104H185ZM12 106V105H11ZM22 106V105H21ZM32 106V105H31ZM68 106V105H67ZM139 106V105H138ZM263 106V105H262ZM3 107V106H2ZM1 107V108H2ZM9 107V106H8ZM28 107H30L28 105ZM27 107V108H28ZM72 107V106H71ZM70 107V108H71ZM86 107V106H85ZM103 107V106H102ZM261 107V106H260ZM7 108V107H6ZM5 108V109H6ZM11 108V107H10ZM23 108V107H22ZM30 108V109H31ZM87 108V107H86ZM21 109V108H20ZM29 109V108H28ZM44 109V110H42ZM62 109V110H60ZM75 109V108H74ZM103 109V108H102ZM135 109V108H134ZM189 109V108H188ZM259 109V108H258ZM16 110H18L16 108ZM54 110L57 112L56 114L53 113ZM60 110L61 112H58ZM187 110V109H186ZM5 111V110H4ZM22 111V110H21ZM68 111V110H67ZM66 111V113H67ZM224 111V110H223ZM2 112V110H1ZM10 112V111H9ZM8 112V113H9ZM18 112V111H17ZM27 111H24L25 113ZM197 112V111H196ZM28 113V112H27ZM60 113V114H58ZM65 113V114H66ZM88 113V112H87ZM117 113V112H116ZM3 114V113H2ZM54 114V115H53ZM107 114V113H106ZM174 115V114H173ZM19 116V115H18ZM23 116V115H22ZM21 116V117H22ZM25 116V115H24ZM23 116V117H24ZM91 116V115H90ZM121 116V115H120ZM119 116V117H120ZM171 116V115H170ZM202 116V115H201ZM1 117V116H0ZM15 117V116H14ZM12 118L10 119V123L6 122H0V137L1 140H3L4 143H0V146L9 147L13 152V155L15 156H20L19 161H17L16 168L14 169H8V170H0V182H3V185L0 186V190H4L3 196L1 195L0 198L4 197L3 199L5 201L0 206V216L5 215V218L3 216L1 221H4L3 223H6L7 227L5 230H8L9 233L7 239H3V236L0 235V237L4 240H7V242H3L1 239V242L8 244L10 247L6 246L8 250V257H10V261L12 262L15 261L13 264H252V259L253 255H257V250L258 248L251 249L252 247L248 246L249 250L246 249V251H251L253 253L252 256L246 252H241L239 253L234 252L233 245L234 244L233 240H236L237 245H241L240 242L244 240V236L242 237L241 230L240 233L233 235V240L229 236L228 233V228L227 225L229 223V220L231 217H239L240 219H244L243 214H245V209L252 203L257 197L258 193H260L264 188L261 187L262 181L260 178L255 181L254 184H256V190L253 189V187L249 186L253 190L256 191L253 192L254 194L249 196L246 199H241L238 196H226L224 199H218L223 191H220L219 194H221L219 197L216 196V198L212 195L214 194V189L212 184H207L202 190H194L191 192H180L177 188L176 184L173 181H171V187L166 186L165 184L168 183L171 179L170 176H175L174 174H177L178 169L175 168L173 169L170 168H165L163 167L162 169V176L161 174L158 176L160 180L156 179L159 181L157 182L156 185H153L152 179H146V177H142L143 179H137L135 180L133 175V179L129 176H122L120 174L119 168L125 165L126 159L130 160L126 154H122L119 158L114 159L108 158V160H103V162H100L101 164H96L97 162H92L88 163L81 161L80 156L81 152H78L79 148L77 150H73L68 148L66 144L63 142L59 144H54L52 149L49 151L46 150L47 152H34L28 153L26 152L27 147H31L33 145V139L25 137L22 133L23 130L21 128L17 127L20 124V118ZM30 117V118H31ZM41 117V118H42ZM64 117V116H63ZM117 117V116H116ZM124 117V116H123ZM240 117V116H239ZM6 118V117H5ZM8 118V117H7ZM29 118V119H30ZM33 118V117H32ZM40 118V119H41ZM65 118V117H64ZM62 118V119H64ZM83 118V117H82ZM9 119V118H8ZM7 119V120H8ZM26 119V118H24ZM23 119V120H24ZM46 119V120H45ZM85 119V118H84ZM171 119V118H170ZM192 119V118H191ZM33 120V119H31ZM57 120V118H56ZM55 120V122H56ZM61 120V118H60ZM59 120V121H60ZM68 119L66 118V121ZM102 120V119H101ZM112 120V119H111ZM203 118H194L192 122H194L195 129H197V133L201 131L200 134H206V132L210 131L213 127H211V122L208 123L209 121ZM214 120V119H213ZM36 121V120H34ZM58 121V120H57ZM131 121V120H130ZM129 121V122H130ZM141 121V120H140ZM224 121V120H223ZM23 122V121H22ZM62 122V121H61ZM89 122V121H88ZM102 122V121H101ZM166 122V121H165ZM186 122V120H185ZM190 122V121H189ZM191 122V123H192ZM38 123V122H36ZM41 123V122H40ZM84 123V122H83ZM131 123V122H130ZM134 123V122H133ZM217 123V122H216ZM19 124V125H17ZM24 124V123H23ZM33 123H31L32 125ZM57 124V123H56ZM132 124V123H131ZM173 124V123H172ZM188 124V123H187ZM223 124V123H222ZM221 124V125H222ZM30 125V126H31ZM49 125V124H48ZM54 125V124H52ZM88 125V124H87ZM182 125V124H181ZM214 125V124H213ZM217 125V124H216ZM28 126V124H27ZM36 126V125H35ZM34 126V128H35ZM190 126V125H189ZM32 127V126H31ZM40 127V126H39ZM38 127V128H39ZM42 127V126H41ZM129 127V126H128ZM175 127V126H174ZM184 127V126H183ZM48 128V126H47ZM51 128V127H50ZM83 128V127H82ZM108 128V127H107ZM171 128V127H170ZM215 128V127H214ZM27 129V127H26ZM104 129V128H103ZM222 129V128H221ZM31 130V129H30ZM32 130H35L32 128ZM39 130V129H38ZM47 130V129H46ZM107 130V129H106ZM118 130V129H117ZM29 131V130H28ZM27 131V132H28ZM34 132V131H33ZM112 132V131H111ZM175 132V131H174ZM205 132V133H202ZM30 133V132H29ZM38 133V132H36ZM64 133V132H63ZM110 133V132H109ZM182 133V132H181ZM195 133V132H194ZM94 134V133H93ZM168 134V133H167ZM187 134V133H186ZM200 134H195L192 136L191 143L197 147L200 144ZM208 134V133H207ZM212 134V133H211ZM23 135V136H22ZM31 135V134H30ZM90 135V134H89ZM117 135V134H116ZM178 135V134H177ZM183 135V134H182ZM224 135V134H223ZM40 136V135H39ZM205 136V135H203ZM44 137V136H43ZM128 137V136H127ZM159 137V136H158ZM85 138V137H84ZM214 138V137H213ZM118 139V138H117ZM125 139V138H124ZM130 139V138H129ZM41 140V138H40ZM42 140H45L42 139ZM82 140V139H81ZM134 139H132L133 141ZM138 140V139H137ZM145 140V139H144ZM143 140V141H144ZM188 140V139H187ZM207 140V139H206ZM39 141V140H38ZM87 141V140H86ZM205 141V140H204ZM217 141V140H216ZM37 142V141H35ZM45 142V141H44ZM77 142V141H76ZM88 142V141H87ZM91 142V141H90ZM98 142V141H97ZM147 142V141H146ZM218 142V141H217ZM38 143V142H37ZM82 143V142H81ZM86 143V142H85ZM120 143V142H119ZM136 144L138 142H135ZM141 142L139 141L138 145ZM148 143V142H147ZM171 143V142H170ZM185 143V142H184ZM190 143V145H191ZM216 143V142H215ZM240 143V142H239ZM5 144V145H4ZM95 144V143H94ZM93 144V145H94ZM109 144V143H108ZM134 144V143H133ZM142 144V143H141ZM141 144L139 146H141ZM150 144V143H149ZM213 144V143H212ZM53 145V144H52ZM89 145V144H88ZM148 145V144H146ZM164 145V144H163ZM197 145V146H196ZM2 146V148H3ZM35 145H33L34 147ZM58 146L64 147V151L60 150ZM76 146V145H75ZM84 146V145H83ZM92 146V145H91ZM138 146V148H139ZM143 146V145H142ZM201 146V145H200ZM219 146V145H218ZM232 146V145H231ZM135 147V146H134ZM189 147V146H186ZM237 147V146H236ZM1 148V147H0ZM32 148V147H31ZM81 148V147H80ZM83 148V147H82ZM143 148V147H142ZM179 148V147H178ZM192 150H190V154L194 153L193 150L194 147L192 146ZM213 148V147H212ZM221 148V147H220ZM232 148V147H231ZM230 148V149H231ZM241 148V147H240ZM240 148H237L234 151H238L239 153ZM7 149V148H6ZM63 149V148H62ZM84 149V148H83ZM80 149V150H83ZM91 147L89 148V150ZM140 149V148H139ZM148 149V148H147ZM198 149V147H197ZM229 149V150H230ZM86 150V149H85ZM142 150V149H141ZM183 150V149H181ZM188 150V149H187ZM186 150V151H187ZM232 150V149H231ZM248 150V149H247ZM255 150V149H254ZM1 151V150H0ZM28 151V150H27ZM30 151V150H29ZM39 151V150H37ZM116 151V150H115ZM138 151V150H137ZM160 151V149H159ZM197 151V150H196ZM200 150L198 149V152ZM213 151V149H212ZM253 151V150H252ZM258 151V150H256ZM264 151V150H263ZM31 152V151H30ZM98 152V151H97ZM114 152V151H112ZM136 152V151H135ZM139 152V151H138ZM167 152V151H166ZM171 152V151H170ZM178 152V151H177ZM188 152V151H187ZM210 152V151H209ZM83 153V151H82ZM88 153V152H87ZM124 153V151H123ZM143 153V152H142ZM182 153V152H181ZM185 153V152H184ZM201 154V152H199ZM197 153V154H199ZM243 153V151H242ZM245 153V152H244ZM243 153V154H244ZM250 153V152H249ZM96 155L97 153H91V155ZM100 154V153H99ZM98 154L97 158H106V157H100ZM128 154V153H127ZM130 154V153H129ZM137 154V153H136ZM139 154V153H138ZM137 154V155H138ZM170 154V153H169ZM189 154V155H190ZM205 154V153H204ZM233 154V152H232ZM103 154H101L102 156ZM131 155V154H130ZM128 155L129 157L132 158V156ZM133 155V153H132ZM140 155V154H139ZM142 155V154H141ZM140 155V156H141ZM188 155V154H187ZM242 155V154H241ZM85 156V155H83ZM95 156V157H96ZM112 156V155H110ZM145 156V155H144ZM150 156V155H149ZM148 156V157H149ZM160 156V155H159ZM192 156V155H191ZM196 156V155H195ZM198 156V155H197ZM234 158V155H232ZM231 156V157H232ZM89 157V156H88ZM92 157V156H91ZM90 157V158H91ZM94 157V159H95ZM109 157V156H108ZM135 157V156H134ZM133 157V159H134ZM147 157V158H148ZM201 157V156H200ZM96 158V159H97ZM161 158V157H160ZM199 158V157H198ZM210 158L212 160H217L219 159L222 160V162H228L227 159H225V156L223 153L219 152V150L213 151L211 154ZM241 158V156H240ZM245 158V159H244ZM246 155L245 157H242V161L245 160L246 165H251V163L256 164L257 160H255L251 157L247 158ZM262 158V157H260ZM93 159V158H92ZM95 159V161H97ZM107 159V158H106ZM136 159V158H135ZM134 159V160H135ZM143 159V158H142ZM145 159V158H144ZM170 159V158H169ZM193 159V158H192ZM195 159V158H194ZM209 159V158H208ZM239 159V158H238ZM258 159V158H257ZM264 159V157L262 158ZM89 160V159H88ZM133 160V161H134ZM255 160V162H253ZM10 161V159H9ZM235 162H237V157L234 159ZM240 161V160H238ZM242 161H240L241 165ZM259 161V160H258ZM263 161V160H262ZM91 162V161H90ZM164 162V161H163ZM187 162V161H186ZM189 162V161H188ZM221 162V163H222ZM260 162V161H259ZM264 162V161H263ZM14 163V162H13ZM132 163V161H131ZM137 163V162H134ZM197 163V162H196ZM160 164V162H159ZM165 164V162H164ZM199 164V163H198ZM202 164V163H201ZM204 164V163H203ZM208 164V163H207ZM215 164V162H214ZM224 164V163H223ZM231 164V163H229ZM240 164H237L240 168ZM2 165V164H1ZM126 165L129 166V163ZM158 165V163H157ZM161 165V164H160ZM168 165V163H167ZM188 165V164H187ZM212 165V164H211ZM210 165V166H211ZM227 165V163H226ZM225 165V166H226ZM245 165V166H246ZM15 166V165H14ZM173 166V165H172ZM196 166V165H195ZM223 166V165H222ZM232 166V165H231ZM243 166V167H245ZM254 166V165H253ZM256 166V165H255ZM127 167V166H126ZM125 167V168H126ZM159 167V166H158ZM157 167V168H158ZM203 167V166H202ZM206 167V166H205ZM218 167V166H217ZM215 167V168H217ZM242 167V168H243ZM250 167V166H248ZM246 167V168H248ZM258 167V166H257ZM124 167H122L123 169ZM124 168V169H125ZM130 168V167H128ZM186 168V167H185ZM199 168V167H198ZM228 168V166H227ZM237 168V167H236ZM252 168V165H251ZM259 168V167H258ZM160 169V168H159ZM173 169V170H171ZM206 169V168H205ZM208 169V168H207ZM127 170V168H126ZM144 170V169H143ZM150 170V169H149ZM175 170V171H174ZM212 170V169H211ZM236 170V169H235ZM242 170V169H241ZM245 170V168H243ZM250 170V169H249ZM257 170V169H256ZM255 170V171H256ZM123 171V170H122ZM158 171V170H157ZM186 171V170H185ZM199 171V170H198ZM252 171V170H251ZM259 171V170H258ZM181 172V171H180ZM184 172V171H183ZM190 172V171H189ZM215 172V171H214ZM124 173V172H123ZM127 173V172H126ZM143 173V172H142ZM188 173V172H187ZM202 173V172H201ZM184 174V173H183ZM191 173H189L190 175ZM124 175V174H123ZM131 175V174H130ZM143 176L142 174H140ZM145 175V174H144ZM201 175V174H200ZM205 175V174H204ZM210 175V174H209ZM215 175V173L213 174ZM136 176V175H135ZM147 176V175H146ZM191 176V175H190ZM202 176V175H201ZM211 176V175H210ZM218 176V175H217ZM243 176V175H242ZM140 177V176H139ZM138 177V178H139ZM150 177V178H151ZM177 177V176H176ZM180 177V176H179ZM185 177V176H181ZM260 177V176H259ZM263 177V176H262ZM141 178V177H140ZM173 178V177H172ZM193 178V177H192ZM191 178V179H192ZM218 178V177H215ZM242 178V177H241ZM244 178V177H243ZM247 178V177H246ZM155 179V178H154ZM153 179V180H154ZM164 179V180H163ZM170 179V180H168ZM175 179V178H174ZM151 180V182H150ZM247 180V179H246ZM255 180V179H254ZM192 181V180H191ZM196 181V180H195ZM221 181V180H220ZM238 181V180H237ZM252 181V180H251ZM182 182V181H181ZM184 182V181H183ZM223 182V181H222ZM249 182V181H248ZM264 182V181H263ZM186 183V181H185ZM217 183V182H214ZM243 183V182H242ZM2 184V183H1ZM222 184V183H221ZM227 184V183H226ZM225 184V185H226ZM170 185V183H169ZM180 185H182L180 183ZM205 185V183L203 184ZM220 185V184H218ZM264 185V183H263ZM138 186V187H137ZM179 186V185H178ZM186 186V185H185ZM202 186V185H201ZM235 187V186H234ZM246 187V186H245ZM4 188V189H3ZM182 188V187H181ZM180 188V189H181ZM201 188V187H200ZM231 188V187H229ZM233 188V187H232ZM244 188V187H243ZM248 188V186L246 187ZM262 188V189H261ZM198 189V188H197ZM218 189V188H217ZM222 189V188H221ZM190 190V188H189ZM227 190V189H226ZM239 190V189H238ZM251 190V189H249ZM216 191V189H215ZM218 191V192H219ZM244 191V190H243ZM225 192V191H224ZM234 192V191H233ZM217 193V191H216ZM232 193V192H231ZM240 193V192H239ZM227 195V191L225 193ZM229 194V192H228ZM236 194V193H235ZM243 194V193H242ZM234 195V194H233ZM237 195H239L237 193ZM261 195V193H260ZM224 196V193H223ZM245 197V195H244ZM261 198V197H260ZM2 199V200H3ZM1 203V201H0ZM254 204V203H252ZM263 206V205H262ZM249 208V207H247ZM251 208V207H250ZM252 209V208H251ZM253 210V209H252ZM251 211V210H250ZM250 211H248L250 213ZM244 212V213H243ZM253 212V211H252ZM251 212V213H252ZM255 212V210H254ZM256 213V212H255ZM248 215V214H245ZM250 217V216H249ZM234 218V219H235ZM246 218V217H245ZM248 219V218H247ZM232 220V219H231ZM239 220V219H238ZM246 220V219H245ZM249 220V219H248ZM253 220V219H252ZM255 221V220H254ZM233 222V221H232ZM232 222L229 223V225H232ZM236 222V221H235ZM239 223V221H238ZM241 223V222H240ZM243 223V222H242ZM251 223V220H250ZM249 221L246 224V229L248 232V236L246 235L247 232L245 233V236H247L248 243L251 244L252 238H253V227ZM5 225V224H4ZM2 225V227L4 226ZM241 225V224H240ZM239 225V227H240ZM234 227V225H233ZM236 227V226H235ZM252 227V228H251ZM5 228V226H4ZM8 228V229H7ZM244 228V227H243ZM257 228V227H256ZM232 229V228H231ZM234 229V228H233ZM237 229V227L235 228ZM245 229V228H244ZM231 233V232H230ZM244 233V232H243ZM6 234V232H5ZM233 234V233H232ZM261 234V232H260ZM4 235V234H3ZM244 235V234H243ZM5 236V235H4ZM259 236V234H258ZM233 241V242H232ZM239 241V242H238ZM250 241V242H249ZM245 242V240H244ZM239 243V244H238ZM243 245V244H242ZM253 245H255L253 243ZM252 245V246H253ZM2 246V245H1ZM0 246V247H1ZM5 246V245H4ZM256 247V245L254 246ZM259 247V246H258ZM2 248V247H1ZM5 248V249H6ZM19 248H25L26 249V255H21ZM241 248V247H240ZM261 249L264 248V244L261 247ZM260 248L258 249V252L260 251ZM22 249V250H23ZM245 249V248H244ZM19 250V251H18ZM239 250V249H238ZM24 251V250H23ZM3 252V250H2ZM241 252V253H240ZM7 253V252H6ZM260 255V254H259ZM4 256V255H3ZM258 256H254V258H257ZM7 258V257H6ZM23 258V260H22ZM5 259V258H4ZM255 260V259H254ZM259 260V259H258ZM252 261V262H251ZM251 262V263H250ZM11 263V262H10Z\"/></svg>", "mask_w": 264, "mask_h": 264}]
</instances>
